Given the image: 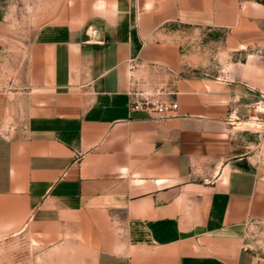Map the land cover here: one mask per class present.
Here are the masks:
<instances>
[{
  "label": "crops",
  "instance_id": "crops-1",
  "mask_svg": "<svg viewBox=\"0 0 264 264\" xmlns=\"http://www.w3.org/2000/svg\"><path fill=\"white\" fill-rule=\"evenodd\" d=\"M263 27L264 0H66L28 44L11 121L1 93L0 264H264V91L185 49ZM131 57L175 71L140 77L178 92L177 116L130 109Z\"/></svg>",
  "mask_w": 264,
  "mask_h": 264
},
{
  "label": "rangeland",
  "instance_id": "rangeland-1",
  "mask_svg": "<svg viewBox=\"0 0 264 264\" xmlns=\"http://www.w3.org/2000/svg\"><path fill=\"white\" fill-rule=\"evenodd\" d=\"M65 3L66 0H0V117L4 116L7 107L1 99V93L4 91H7L10 102L7 118L10 120L13 117V104L17 98L14 92L18 91L17 87L25 68L26 52L30 40L40 26L60 17ZM196 37V39L190 40L188 45L186 44L185 49L186 52L189 51L199 56L198 68L203 69L205 64L209 66L208 61L212 60L219 69L227 71L229 79H236L240 83H247L264 91V27L260 31V44L233 45L230 42L234 40H229L228 35L225 37L222 35V39L212 40L223 43L209 45L211 39H206L201 34ZM240 48L243 49L236 50ZM251 55H254L255 70L252 72V68L249 67L250 71L247 72V75L243 73L242 77L234 76L233 71L246 70V64H248ZM252 73L255 75L251 76ZM259 96L260 103L255 113L262 119L264 118V97L262 93ZM9 120L1 127L7 128ZM252 122L254 128L260 130L264 128L262 123L257 124L256 120H252ZM260 122L263 121L260 120ZM257 231L262 233L264 225L259 230L251 229L249 240L257 242ZM262 236L264 235L262 234ZM259 240L264 245V238L260 237ZM23 245L25 247L26 244Z\"/></svg>",
  "mask_w": 264,
  "mask_h": 264
},
{
  "label": "built area",
  "instance_id": "built-area-1",
  "mask_svg": "<svg viewBox=\"0 0 264 264\" xmlns=\"http://www.w3.org/2000/svg\"><path fill=\"white\" fill-rule=\"evenodd\" d=\"M126 66L131 83L128 95L130 97L129 107L132 111L145 112L156 120L177 116L179 103L176 96L178 92L172 86L165 84L146 86V82L140 77L141 72L148 68L174 74L175 71L171 67L149 63L136 57L128 58Z\"/></svg>",
  "mask_w": 264,
  "mask_h": 264
}]
</instances>
